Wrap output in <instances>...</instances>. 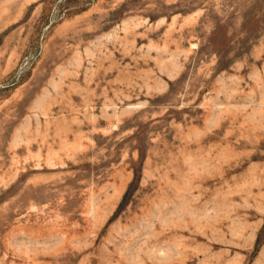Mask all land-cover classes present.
I'll use <instances>...</instances> for the list:
<instances>
[{
	"label": "rangeland",
	"instance_id": "374dc122",
	"mask_svg": "<svg viewBox=\"0 0 264 264\" xmlns=\"http://www.w3.org/2000/svg\"><path fill=\"white\" fill-rule=\"evenodd\" d=\"M0 264H264V0H0Z\"/></svg>",
	"mask_w": 264,
	"mask_h": 264
}]
</instances>
